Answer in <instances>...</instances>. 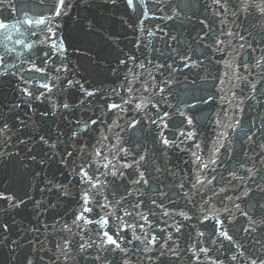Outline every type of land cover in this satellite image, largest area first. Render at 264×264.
<instances>
[{
  "label": "snow or ice",
  "instance_id": "snow-or-ice-1",
  "mask_svg": "<svg viewBox=\"0 0 264 264\" xmlns=\"http://www.w3.org/2000/svg\"><path fill=\"white\" fill-rule=\"evenodd\" d=\"M246 108L264 0H0V264H264Z\"/></svg>",
  "mask_w": 264,
  "mask_h": 264
},
{
  "label": "water",
  "instance_id": "water-1",
  "mask_svg": "<svg viewBox=\"0 0 264 264\" xmlns=\"http://www.w3.org/2000/svg\"><path fill=\"white\" fill-rule=\"evenodd\" d=\"M16 2H17L18 5H22L24 0H16ZM5 15H7V13H5ZM16 15H19V13H17ZM69 27L71 29V25H69ZM116 27H118V25ZM72 34L75 35V30L74 29L72 30ZM220 70L223 71V69H220ZM213 72H214V74H219L218 72H216V70H213ZM249 103H251V102H249ZM212 107H215V105L206 108L205 109V113H210L213 110ZM258 113H260L259 109L254 108L251 111H249L246 108V114H245V117H244L245 122H247L249 116H255ZM260 114L264 115V113H260ZM211 131H212V129L210 127H208V128H206V130L203 132L202 135L204 137H209L211 135ZM180 155H183V154H180ZM184 158L186 159L187 157L184 156ZM14 168H15L14 165H9L8 168H6V169H0V183H5V184L8 183V178L13 173ZM22 215H24V213H22ZM20 218L21 217H17V219H20Z\"/></svg>",
  "mask_w": 264,
  "mask_h": 264
}]
</instances>
